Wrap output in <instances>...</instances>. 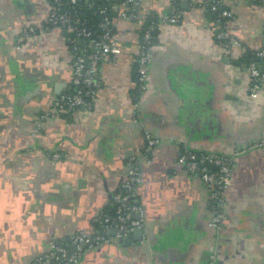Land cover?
I'll return each instance as SVG.
<instances>
[{
  "label": "crops",
  "instance_id": "1",
  "mask_svg": "<svg viewBox=\"0 0 264 264\" xmlns=\"http://www.w3.org/2000/svg\"><path fill=\"white\" fill-rule=\"evenodd\" d=\"M207 2L179 0L182 18L160 30L137 98L136 27L121 21L117 30L129 35L121 55L99 66L94 106L59 112L52 101L68 80L64 34H26L32 22L45 24L49 2L0 0V264H34L56 247L72 254V236L102 233L96 220L132 168L141 177L132 199L141 240L106 230L110 241L85 249L77 264H264V153L252 147L264 138V88L249 97L247 67L232 63L241 52L228 58L214 41ZM224 5L233 36L247 50L264 48V4ZM168 7L143 0L142 11L160 16ZM184 150L232 159L220 230L208 189L177 164Z\"/></svg>",
  "mask_w": 264,
  "mask_h": 264
},
{
  "label": "built area",
  "instance_id": "2",
  "mask_svg": "<svg viewBox=\"0 0 264 264\" xmlns=\"http://www.w3.org/2000/svg\"><path fill=\"white\" fill-rule=\"evenodd\" d=\"M56 6L48 4L45 23L50 24L59 30H65L68 33H73L72 37L64 36V41L68 50L69 59L65 66L68 73V80L65 88L68 86H82L94 89L89 94L92 96L91 102L84 101V94L81 91L71 95L59 94L54 101L52 107L54 110L61 112L66 109L80 108L90 110L96 100L97 92L100 88L99 66L102 62L121 55L123 50V38L129 34L117 30V25L122 22H127L136 27L134 32L136 39V47L133 52V61L138 64V79L141 92L145 90L149 80V70L151 64V54L155 46L153 43L152 32L160 30L169 25H176L180 22L182 16L179 12L177 4L179 0H169L168 10L159 16L157 25H150L145 28L143 33H138V30L144 25L146 16L142 11L143 0H122L115 7L117 17L110 20L104 17L99 36L90 37V33L85 28H80L76 24L71 23V12L63 10L62 5L75 4L86 0H53ZM211 3V11H216L219 3H224V0H208ZM207 2V3H208ZM102 15L106 14L105 9H101ZM222 18H227V23L233 20L228 9L221 12ZM114 27V32L111 28ZM264 26V17H263ZM38 29H44V24L32 22L26 27L27 35L34 34ZM218 39L225 40L226 43L221 44L223 54L228 58H234L231 49L237 48L243 54L247 48L237 40L228 27L217 35ZM88 39V40H87ZM257 57L264 60V48L253 50ZM249 85L248 94L251 99H254L258 93L264 88V72L259 66L252 62L247 66ZM64 88V89H65ZM63 89V90H64ZM88 93H85L87 95ZM149 146L154 145L155 141L147 135ZM258 148L264 153V138L256 142L252 146ZM177 164L183 170L198 179H200L209 191V200L212 204L211 226L216 230H220L221 211L223 209V192L227 188L232 172V159L226 156L217 154H209L202 152H194L184 150L177 159ZM215 167L216 171L211 170ZM141 183V177L138 168H132L124 176L120 190L114 198L116 205L115 217L111 224L110 216L102 214L97 223L103 226L101 235L90 236L85 233H78L70 238V243L74 246L75 251L69 254L66 248L56 247L49 254L36 259L34 264H77L85 249L94 247L99 244H106L110 240L105 235L106 230L111 229L116 238H120L124 232L141 228L142 223L139 220L130 222V215H142V210L135 205L130 204L135 197V188ZM212 264V263H209Z\"/></svg>",
  "mask_w": 264,
  "mask_h": 264
},
{
  "label": "trees",
  "instance_id": "3",
  "mask_svg": "<svg viewBox=\"0 0 264 264\" xmlns=\"http://www.w3.org/2000/svg\"><path fill=\"white\" fill-rule=\"evenodd\" d=\"M47 1L52 6H56L53 0H47ZM121 1L122 0H86L85 2L80 1L75 4H68V5L63 4L62 9L68 10L71 12L72 14L71 23L72 24H76L80 28H85L90 33V37H95V36H99L102 32L100 24L102 23L104 17H107L110 20H113L117 17L116 12H115V7L118 6L121 3ZM251 3L255 5H262L264 4V0H251ZM211 5L212 4L208 2L205 9H206L207 15H209L210 19L214 21L216 28H217V32L214 35V41L217 44L221 45V44L226 43V41L218 39L217 35L220 32L225 30V23L227 21V18L221 17V12L228 8L224 5V3H219L217 6V10L211 11ZM177 7H178V4H177ZM101 9H105L106 14L102 15L100 13ZM158 18L159 16L156 14H151V15L146 16L144 25L142 26V28H140V30H138V33L140 34V36L146 27L150 25H157ZM44 28L51 29L54 27L48 23H45ZM111 28L114 32L115 29L113 25H111ZM61 31L66 37H72V38L74 37L73 33L72 34L68 33L63 29ZM157 36H158V31L157 30L153 31L152 32L153 43H156ZM262 60L263 59L257 57L254 51L246 50L243 54H241V56L238 59L234 60L232 63L236 66L247 67L250 63L254 62L259 66ZM138 77H139L138 76V64L134 60L132 64V69H131V78L134 83V89L131 91V95L133 98H137L141 94L140 83H139ZM93 90L94 89L90 87L68 86L63 90L62 94L71 95V94H75L78 91H81L84 94L83 96L84 101L90 103L92 96L89 93ZM85 93H88V94L85 95ZM66 110H69V109H66ZM211 170H213L212 167H211ZM130 204L133 205L132 200ZM115 210H116V205L113 203L110 207L105 209L103 212L107 216H110L111 224H113V219L115 217ZM101 234L102 233H100L99 235Z\"/></svg>",
  "mask_w": 264,
  "mask_h": 264
},
{
  "label": "water",
  "instance_id": "4",
  "mask_svg": "<svg viewBox=\"0 0 264 264\" xmlns=\"http://www.w3.org/2000/svg\"><path fill=\"white\" fill-rule=\"evenodd\" d=\"M224 61H225L226 63H228V60H227V59L224 60ZM63 86H64V85H63ZM63 86H62L61 84H58V85L55 87V92L59 94V93L61 92V89L63 88ZM142 158H143V156H140L139 159L137 160L136 164H138L139 160H142ZM129 170H130V169H129ZM129 170H128V171H129ZM133 218L136 219V220H139V217H138L137 215H135V214H134ZM113 223H115V222H113ZM125 234H127L128 237L130 236V234H132L134 240L138 242V241L141 240V237H142V235H143V230H141V229H139V228H135V229H133L132 231H128V230H127V231L125 232ZM122 241H123V240H121V242H122ZM71 251H74V247L71 248Z\"/></svg>",
  "mask_w": 264,
  "mask_h": 264
}]
</instances>
